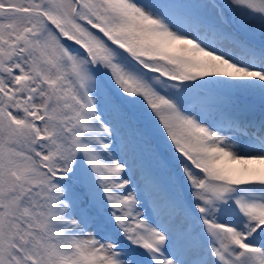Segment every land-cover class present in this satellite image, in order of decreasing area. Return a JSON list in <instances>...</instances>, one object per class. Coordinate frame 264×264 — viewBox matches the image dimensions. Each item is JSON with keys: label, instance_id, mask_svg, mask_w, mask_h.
Here are the masks:
<instances>
[{"label": "snow or ice", "instance_id": "6c2138e0", "mask_svg": "<svg viewBox=\"0 0 264 264\" xmlns=\"http://www.w3.org/2000/svg\"><path fill=\"white\" fill-rule=\"evenodd\" d=\"M0 264H264V0H0Z\"/></svg>", "mask_w": 264, "mask_h": 264}]
</instances>
